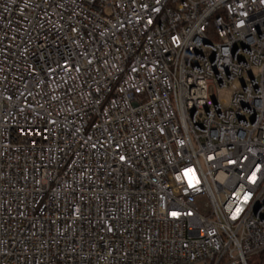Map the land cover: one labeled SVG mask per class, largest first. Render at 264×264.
<instances>
[{"label":"built area","instance_id":"2783aa9c","mask_svg":"<svg viewBox=\"0 0 264 264\" xmlns=\"http://www.w3.org/2000/svg\"><path fill=\"white\" fill-rule=\"evenodd\" d=\"M263 250L264 0H0V264Z\"/></svg>","mask_w":264,"mask_h":264},{"label":"trees","instance_id":"16d2710c","mask_svg":"<svg viewBox=\"0 0 264 264\" xmlns=\"http://www.w3.org/2000/svg\"><path fill=\"white\" fill-rule=\"evenodd\" d=\"M259 256H257V258L255 260H253L254 264H264V250L258 254ZM254 259V258H252ZM251 259V260H252Z\"/></svg>","mask_w":264,"mask_h":264},{"label":"rangeland","instance_id":"374dc122","mask_svg":"<svg viewBox=\"0 0 264 264\" xmlns=\"http://www.w3.org/2000/svg\"><path fill=\"white\" fill-rule=\"evenodd\" d=\"M221 97H222V98H227V97H228V93H222V94H221ZM257 256H259V255L257 254V255H255V256H253L252 258H254V259L250 260V261H249V264H254V263H253V260H255V259L257 258Z\"/></svg>","mask_w":264,"mask_h":264}]
</instances>
